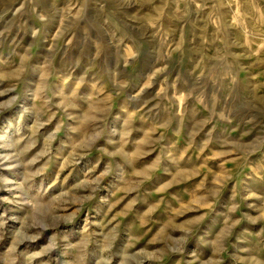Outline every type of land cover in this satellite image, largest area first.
Here are the masks:
<instances>
[{
    "label": "rangeland",
    "instance_id": "374dc122",
    "mask_svg": "<svg viewBox=\"0 0 264 264\" xmlns=\"http://www.w3.org/2000/svg\"><path fill=\"white\" fill-rule=\"evenodd\" d=\"M0 264H264V0H0Z\"/></svg>",
    "mask_w": 264,
    "mask_h": 264
}]
</instances>
